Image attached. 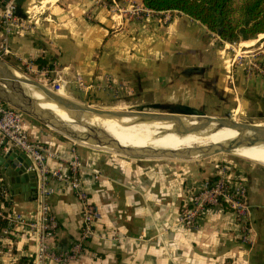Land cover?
<instances>
[{
  "label": "crops",
  "instance_id": "obj_1",
  "mask_svg": "<svg viewBox=\"0 0 264 264\" xmlns=\"http://www.w3.org/2000/svg\"><path fill=\"white\" fill-rule=\"evenodd\" d=\"M4 1L0 0V10ZM28 2H21L23 12ZM41 2L44 11L38 23L10 36V53L0 50V58L12 70L25 71L27 62L33 68L51 69V77L65 81L67 93L83 99L88 92L105 99L107 91L119 92V85L124 100L137 105L183 104L204 114H226L238 107L244 93L258 109L264 108V74L245 77L232 68V61L224 62L219 38L182 11H172L166 21L159 14L118 21L93 0ZM39 56L45 60L41 66L35 61ZM77 78L92 85L79 90ZM23 122L31 139L57 153L48 164H57L73 150L79 154L81 183L101 212L94 224L96 235L66 264H264V164L229 156H127L75 141L27 114ZM224 161L232 165L233 177L243 176L248 187L257 234L250 247L240 241L235 214L228 208L209 207L198 217L196 228L178 223L191 189L213 176ZM3 175L10 185L9 209L32 212L35 178L21 176L16 182L5 171ZM51 182L56 187L51 209L59 221L52 241L65 249L78 237L80 205L69 186ZM33 250L30 239L12 236L0 242V259L4 264L21 256L29 261Z\"/></svg>",
  "mask_w": 264,
  "mask_h": 264
},
{
  "label": "built area",
  "instance_id": "obj_2",
  "mask_svg": "<svg viewBox=\"0 0 264 264\" xmlns=\"http://www.w3.org/2000/svg\"><path fill=\"white\" fill-rule=\"evenodd\" d=\"M93 1L96 4H103L110 17L118 21L142 19L144 16L156 14L166 21L170 19L172 11H180L156 10L137 2L126 4L118 0H111L109 3L104 0ZM42 6L41 0H29L24 9V16H19L16 13L15 0L4 1L0 10V50L3 53L11 51L8 42L12 34L24 33L32 24L38 23L39 15L44 11ZM32 70L36 72L40 70L47 75L51 69L32 67ZM55 81V91L60 86L65 88L63 79L55 78ZM77 84L83 90L91 85L81 78H77ZM119 89L122 88L117 85L115 91ZM24 115L26 113L0 98V154L12 150L23 152L28 159L26 170L35 178V207L32 212L23 213L9 209L12 203L9 199L10 185L0 168V242L4 239L11 240L12 236L30 239L34 244V250L26 264H47L49 261L66 264L81 254L88 238L96 235L94 224L101 212L98 204L91 199L81 183L82 161L79 154L73 150L69 157L61 158L57 164H48L49 157L58 155L44 142L28 136L23 122ZM93 175L97 178L99 173L94 171ZM51 180L69 186L80 205L81 226L78 237L72 239L65 249L56 247L52 241L59 221L51 209L50 198L56 191ZM212 206L230 209L235 214L239 239L249 247L253 245L256 229L248 199V187L243 176L233 177L232 165L225 161L217 167L213 176L191 189L189 198L180 207L178 223L186 228H196L198 217ZM0 264H4L2 258Z\"/></svg>",
  "mask_w": 264,
  "mask_h": 264
},
{
  "label": "bare ground",
  "instance_id": "obj_3",
  "mask_svg": "<svg viewBox=\"0 0 264 264\" xmlns=\"http://www.w3.org/2000/svg\"><path fill=\"white\" fill-rule=\"evenodd\" d=\"M249 42L251 41L243 43ZM12 71L19 79V82H17L19 87L34 106L41 110L52 111L57 117L67 122L75 121L71 117L69 110L46 94L33 82V79L25 75L22 71ZM0 73L8 75L2 63H0ZM3 87L6 91L13 93L6 85ZM56 92L63 96L65 94L62 86ZM129 112L122 110L108 112L86 107L79 111L77 115L85 123L105 129L107 132L99 130L98 134L106 142H121L124 145L136 147L179 148L193 145H206L209 143L224 142L240 133L253 131L251 126L244 125L237 119L232 121L234 123L232 125L227 121H217L215 118H210L205 115L182 114L180 116H174V114H161L163 116H157L154 113L147 112L152 115L150 120L135 122L138 115L146 116L143 115L145 112H136L135 114H130ZM115 113L122 115L121 117H113ZM126 114L129 115L123 116ZM233 118H235V115H232L231 119ZM259 124H264V122ZM74 127L77 129L84 128L77 124H74ZM172 127L182 129L183 132H175L172 130ZM193 127L196 129L191 131L184 130H190ZM70 135L81 142L88 143L89 141V136L82 131H73ZM231 150L245 158L264 164V141L252 145L236 146L231 148Z\"/></svg>",
  "mask_w": 264,
  "mask_h": 264
},
{
  "label": "water",
  "instance_id": "obj_4",
  "mask_svg": "<svg viewBox=\"0 0 264 264\" xmlns=\"http://www.w3.org/2000/svg\"><path fill=\"white\" fill-rule=\"evenodd\" d=\"M227 40V39H226ZM228 41V40H227ZM0 63L4 66L8 75H4L0 73V98L4 101L10 103L16 108L20 109L24 113L38 119L39 121L51 126L57 131L63 133L69 138L75 139L72 135H70L73 131H82L83 133L89 136L88 144L98 147L105 148L123 155L133 156V157H147V158H193L199 155H203L212 151H228L231 148L240 146V145H252L264 141V124H259L258 122H249L243 123L244 125H249L252 127L251 132L249 133H240L235 137L228 139L224 142L217 143H209L206 145H193L188 147H179V148H155V147H136L124 145L121 142L118 143H108L104 139L99 136V130L103 132H107L105 129L99 128L97 126H93L85 123L82 119H80L77 115L74 122H67L59 117H57L52 111L49 110H41L40 108L34 106L19 87L18 83L19 79L14 74L12 69L6 65V63L0 58ZM2 83V84H1ZM35 83L40 87L46 94L54 98V100L67 108L68 110H72L75 112H79L82 109L88 107L86 104L81 105L77 101H73L66 96H63L45 86L43 83H40L35 80ZM4 85H6L13 93H10L4 89ZM162 107H170L169 109L174 111L175 113L185 114V115H205L203 111L191 107L189 105L183 104H170L163 105ZM111 112V111H108ZM143 115L151 117L152 115L145 112ZM226 116L228 113L225 114ZM157 116H163L157 114ZM210 118H215L217 121H227L230 124H234L232 120L224 118L223 116H215L208 115ZM74 124L84 127L76 128ZM237 128V127H236ZM196 128L184 129L185 131H191ZM81 142V141H80ZM28 163V159L25 157L23 152H19L16 150H12L5 154H0V164H3L2 170L7 174L11 175V180H15L19 182L21 176L25 179H28L30 176L34 177V175L26 170ZM19 184V183H17Z\"/></svg>",
  "mask_w": 264,
  "mask_h": 264
},
{
  "label": "rangeland",
  "instance_id": "obj_5",
  "mask_svg": "<svg viewBox=\"0 0 264 264\" xmlns=\"http://www.w3.org/2000/svg\"><path fill=\"white\" fill-rule=\"evenodd\" d=\"M131 2H135V0H132ZM259 35V34H258ZM256 38V37H255ZM257 40H253L249 43H243L241 41H236V42H229L227 40H220L221 41V47L222 51L224 53V62L232 61L233 62V67L237 71L240 70L239 72H243L245 74V77H249L250 74L253 73H262L264 74V35L262 36H257ZM25 71H22L25 75L29 76L31 79H33V82L35 83L34 80L43 83L45 86L48 88L54 90L56 86V81L55 78L51 77L52 75L49 74L43 75L40 74V72H36L35 70H32V66L29 62H27L25 65ZM36 84V83H35ZM77 84V83H76ZM78 85V84H77ZM92 85V84H91ZM90 85V86H91ZM63 87V86H62ZM79 90H81L78 86H76ZM108 87V85H107ZM57 90V89H56ZM63 90L65 91L64 96L67 98L77 101L78 103H81V105L86 104L88 107L87 108H93V109H98L101 111H115V110H122V111H130V114H135L136 112H151L154 114H174V116H180L182 114L175 113L166 107L162 106H154V105H137L136 102H128L124 100L123 98V93L122 89H119V92L113 93V91H107L108 93H105L104 97L105 99H100L99 96H94L86 94V98H80L78 95H71L67 93V90L63 87ZM85 94V93H84ZM246 94V92H245ZM46 95V94H45ZM242 98L240 99V103L238 104V107L228 110V115L226 116L225 114H211V113H205V116L209 117L208 115H215V116H223L224 118H227L229 120H239L240 122L243 123H249V122H264V115L261 113H264V108L262 110L258 109L257 105H254L253 102H251L249 96L244 95L242 93ZM248 98V101L246 99ZM145 104V103H144ZM133 111V112H131ZM70 115L72 118L76 119L77 117V112L69 110ZM116 114V116H115ZM113 117H121L122 114L115 113ZM28 115V114H27ZM129 114L123 115V116H128ZM232 115H235V118H232ZM150 117L146 116H140L138 115L137 119H135V122L138 121H144V120H150ZM38 120V119H37ZM41 122V121H40ZM44 125H47L43 122H41ZM132 124V123H131ZM49 126V125H48ZM51 127V126H50ZM98 127V126H97ZM52 128V127H51ZM102 128V127H99ZM54 129V128H52ZM103 129V128H102ZM57 131L56 129H54ZM172 130L175 132H183L182 129H176L175 127H172ZM59 132V131H58ZM61 134V132H59ZM105 149V148H102ZM243 157L241 155H238L237 153L233 152L232 150L228 151H212L203 155H199L197 157H193L194 159H205V158H222V157ZM245 158V157H243ZM249 159V158H246ZM254 162H258L256 160L249 159ZM260 163V162H258ZM263 164V163H262ZM254 223V220H253ZM255 227V225H254ZM257 237V234H256ZM256 240V238H255ZM241 241V240H240ZM255 242V241H254Z\"/></svg>",
  "mask_w": 264,
  "mask_h": 264
},
{
  "label": "trees",
  "instance_id": "obj_6",
  "mask_svg": "<svg viewBox=\"0 0 264 264\" xmlns=\"http://www.w3.org/2000/svg\"><path fill=\"white\" fill-rule=\"evenodd\" d=\"M23 0H15L16 13L24 16L20 6ZM109 3L111 0H104ZM150 8L178 9L200 21L220 40L246 42L264 35V0H141ZM259 34V35H258ZM256 37V38H255ZM35 61L39 66L45 63L41 56ZM50 67L51 64H48ZM25 256L10 264H26Z\"/></svg>",
  "mask_w": 264,
  "mask_h": 264
}]
</instances>
